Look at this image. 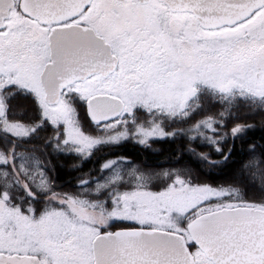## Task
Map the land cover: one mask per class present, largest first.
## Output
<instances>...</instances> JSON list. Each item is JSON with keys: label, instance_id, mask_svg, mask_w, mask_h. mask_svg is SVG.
<instances>
[{"label": "snow or ice", "instance_id": "6c2138e0", "mask_svg": "<svg viewBox=\"0 0 264 264\" xmlns=\"http://www.w3.org/2000/svg\"><path fill=\"white\" fill-rule=\"evenodd\" d=\"M257 117L264 0H0V264H264Z\"/></svg>", "mask_w": 264, "mask_h": 264}, {"label": "trees", "instance_id": "16d2710c", "mask_svg": "<svg viewBox=\"0 0 264 264\" xmlns=\"http://www.w3.org/2000/svg\"><path fill=\"white\" fill-rule=\"evenodd\" d=\"M250 122L257 123V128L248 134L250 138L249 142L254 140L257 143H264V140H261V137L264 136V131L260 130L259 117H257L255 121H250ZM174 147L175 145H172L168 142H158L152 145V149H156L158 151H153L152 149L143 150L141 148L134 147L132 144H128L120 151L122 152L121 154L135 157L138 161L143 160L145 163L149 165L160 164L163 166H167L165 161L171 155V150ZM200 150L206 151L207 149H200ZM240 157H241V145L239 142H237L236 151L232 159L233 161H235V160H239ZM213 158H217V157H213ZM245 159L247 158L245 157ZM230 166L236 167L238 165L233 164L230 161Z\"/></svg>", "mask_w": 264, "mask_h": 264}, {"label": "flooded vegetation", "instance_id": "af4514ba", "mask_svg": "<svg viewBox=\"0 0 264 264\" xmlns=\"http://www.w3.org/2000/svg\"><path fill=\"white\" fill-rule=\"evenodd\" d=\"M122 153V152H121Z\"/></svg>", "mask_w": 264, "mask_h": 264}]
</instances>
